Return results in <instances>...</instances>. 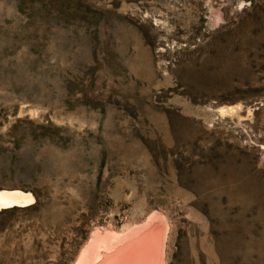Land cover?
Here are the masks:
<instances>
[{
  "label": "rangeland",
  "instance_id": "374dc122",
  "mask_svg": "<svg viewBox=\"0 0 264 264\" xmlns=\"http://www.w3.org/2000/svg\"><path fill=\"white\" fill-rule=\"evenodd\" d=\"M2 190L0 264H264V0H0Z\"/></svg>",
  "mask_w": 264,
  "mask_h": 264
},
{
  "label": "bare ground",
  "instance_id": "6f19581e",
  "mask_svg": "<svg viewBox=\"0 0 264 264\" xmlns=\"http://www.w3.org/2000/svg\"><path fill=\"white\" fill-rule=\"evenodd\" d=\"M223 110L228 112V109L223 108ZM31 203L33 197L30 193L20 190L0 191V211ZM142 231L133 230L124 234L106 232L104 235L97 233L75 264H160L163 238L161 229ZM101 245L107 249L106 255L97 252V248Z\"/></svg>",
  "mask_w": 264,
  "mask_h": 264
},
{
  "label": "trees",
  "instance_id": "16d2710c",
  "mask_svg": "<svg viewBox=\"0 0 264 264\" xmlns=\"http://www.w3.org/2000/svg\"><path fill=\"white\" fill-rule=\"evenodd\" d=\"M1 212H3V211H1ZM1 212H0V213H1Z\"/></svg>",
  "mask_w": 264,
  "mask_h": 264
}]
</instances>
